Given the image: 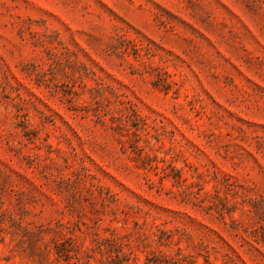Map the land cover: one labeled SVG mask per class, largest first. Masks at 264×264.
Masks as SVG:
<instances>
[{
  "label": "rangeland",
  "instance_id": "374dc122",
  "mask_svg": "<svg viewBox=\"0 0 264 264\" xmlns=\"http://www.w3.org/2000/svg\"><path fill=\"white\" fill-rule=\"evenodd\" d=\"M0 264H264V0H0Z\"/></svg>",
  "mask_w": 264,
  "mask_h": 264
}]
</instances>
